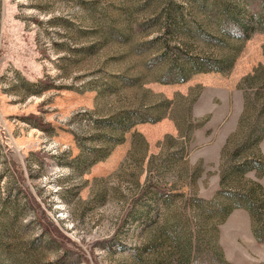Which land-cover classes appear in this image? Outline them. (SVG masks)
<instances>
[{
  "label": "rangeland",
  "instance_id": "obj_1",
  "mask_svg": "<svg viewBox=\"0 0 264 264\" xmlns=\"http://www.w3.org/2000/svg\"><path fill=\"white\" fill-rule=\"evenodd\" d=\"M252 192L264 0H0V264H264Z\"/></svg>",
  "mask_w": 264,
  "mask_h": 264
},
{
  "label": "trees",
  "instance_id": "obj_2",
  "mask_svg": "<svg viewBox=\"0 0 264 264\" xmlns=\"http://www.w3.org/2000/svg\"><path fill=\"white\" fill-rule=\"evenodd\" d=\"M253 192L251 194L248 193L236 196L244 202V205L242 206L245 209H247L250 213L252 212V214H254L259 221L263 220L264 222V200H258L256 196L253 195Z\"/></svg>",
  "mask_w": 264,
  "mask_h": 264
}]
</instances>
